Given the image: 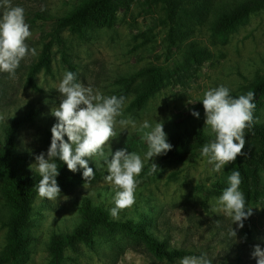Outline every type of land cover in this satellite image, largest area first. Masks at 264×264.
Here are the masks:
<instances>
[{
    "label": "rangeland",
    "instance_id": "obj_1",
    "mask_svg": "<svg viewBox=\"0 0 264 264\" xmlns=\"http://www.w3.org/2000/svg\"><path fill=\"white\" fill-rule=\"evenodd\" d=\"M91 1L11 0L13 6L25 10L32 32L26 43L38 54L20 62L15 78L0 73V114L9 117L0 121V151L12 119L32 111L31 120L15 135L16 154L28 174H38L35 165L33 171L30 165L50 145L48 136L56 123L51 110L63 99L58 85L66 71L105 96L125 97L118 121L130 119L139 127L144 120L153 125L156 119L162 120L167 141L173 135L200 131L203 145L214 138L204 124L200 101L205 91L223 85L239 97L264 78V6L231 28H218L225 14L247 0H109L84 22L73 20L56 27L57 20ZM46 42L51 43L48 66L32 72ZM153 79L155 84L150 86ZM143 93L145 97L134 103ZM254 103L253 118L264 124V88ZM193 110L200 113L199 118L191 115ZM115 130L118 135L110 141L112 152L127 148L144 157L147 143L141 139L142 133L131 125L122 129L119 123ZM64 139L67 141L66 136ZM202 146L181 156L155 157L153 162L161 169L156 175L148 174L146 163L137 177L135 203L122 210L118 219L110 215L115 193L105 180L106 165L97 163L96 157L89 165L100 174L86 182V188L84 180L74 179L59 186L61 198L57 200L40 198L37 189L29 188L32 203L21 246L26 254L19 264H180L183 257L159 258L139 235L117 227H99L89 241L66 244V236L83 222L80 207L85 197L112 220L142 229L168 250L206 254L212 264H256L251 252L256 244L264 248V196L249 203L253 215L237 230L235 241L228 233L236 224L217 205L231 173L226 166L213 172L201 155ZM260 180L264 184V170ZM4 190L0 170V262L7 256L8 222L13 213ZM240 190L243 192L242 178ZM54 237H61L63 243L58 257L53 252Z\"/></svg>",
    "mask_w": 264,
    "mask_h": 264
},
{
    "label": "clouds",
    "instance_id": "obj_2",
    "mask_svg": "<svg viewBox=\"0 0 264 264\" xmlns=\"http://www.w3.org/2000/svg\"><path fill=\"white\" fill-rule=\"evenodd\" d=\"M0 8V73H8L15 78L16 69L27 56H36L37 50L30 48L26 40L32 36L30 25L25 20V10L21 6H13L11 0H2ZM58 92L63 97L51 114L56 118L52 125L50 145L45 152L35 156V171L41 177L38 182V196L47 200L61 198V189L56 177L59 175L57 158L73 173L82 170L86 182L95 178V171L89 167V160L96 157L97 163L106 165L105 180L114 191V207L110 209L113 219L119 218V213L131 208L135 203V191L145 164H149V175L161 171L153 162L157 156L166 155L172 149L167 141L163 121L157 120L153 125L144 120L139 127L135 121L120 119L123 115L125 97L116 95L105 96L99 90L84 86L78 81L77 75L66 71L58 85ZM255 94L252 91L233 98L226 86L210 88L203 94L200 101L204 109V124L214 139L204 144L201 155L212 165V171L219 173L224 166L235 162L243 153L246 144L245 129L253 125ZM191 115L199 118L200 113L193 110ZM9 117L0 114V121L6 122ZM122 129L128 125L142 133L141 139L147 143V151L142 158L136 152L121 148L112 152L110 141L117 137L116 125ZM67 137V141L64 137ZM105 146L108 151H105ZM93 161V160H92ZM33 171V169H32ZM228 187L217 199L218 209L222 210L232 220L229 236L236 241L237 230L244 227V221L253 215V208L247 205L246 197L240 190L241 175L232 171L227 178ZM63 200L68 197L63 196ZM257 208V207H255ZM259 209V208H257ZM54 215V213H53ZM251 257L256 264H264V248L253 245ZM180 264H212L206 254L190 255L181 259Z\"/></svg>",
    "mask_w": 264,
    "mask_h": 264
},
{
    "label": "trees",
    "instance_id": "obj_3",
    "mask_svg": "<svg viewBox=\"0 0 264 264\" xmlns=\"http://www.w3.org/2000/svg\"><path fill=\"white\" fill-rule=\"evenodd\" d=\"M109 0H93L84 6L78 8L67 17L60 18L56 22V27H60L63 24L75 20L77 24L84 22L87 18L100 12ZM264 6V0H247L237 10H233L228 14H225L222 20L218 23V28H231L233 24L248 16L249 13L258 10ZM50 42L44 43L42 49L41 58L33 65L32 72H36L40 66H48V52L50 49ZM155 84V80L150 81V86ZM264 88V78L260 79L252 88V92L255 94L254 101L257 95ZM145 93L140 95L135 102H138L145 97ZM233 98L237 96L230 94ZM32 111L27 113L25 117L13 118L9 125L5 128L4 133V146L0 151V170L4 176L5 190L4 194L9 202L13 213L8 222V244H7V256L0 264H19L25 259V251L21 246L25 238L22 233L28 223V217L31 210L32 197L29 192V188H38V182L41 178L39 174H28L23 170V162L16 154V130L23 124L31 120ZM200 131H194L192 134H184L183 136L173 135L168 141L173 147L166 155L162 157H175L185 154H189L193 149L203 145V137ZM49 142L51 140V134ZM214 139V138H213ZM246 144L242 150L245 155L238 156L234 163L226 165V169L231 173L232 171H239L241 178L243 179V193L246 197L247 205L250 202L255 201L260 195L264 196V184L260 180V171L264 170V124L253 122L250 128L245 129ZM192 140L194 143H192ZM258 144L259 148H255L253 145ZM59 165V175L56 177L59 186H65L74 179L82 178V170H78L73 173L67 169L66 164L60 162L57 158ZM95 171V178L100 174V171L92 166ZM94 178V179H95ZM80 213L82 215L83 222L80 226L76 227L74 231L67 235L68 243L73 241H89L94 234L95 230L99 227L112 228L117 227L126 233L136 234L143 238L150 246L152 252L159 258L168 260H175L187 255L200 254L186 251L182 248H174L168 250L162 246L159 242L153 241L142 229L137 227H131L127 223L122 221L112 220L110 215L104 211L101 207L92 205L89 198L85 197L80 207ZM61 237H54L52 240L53 252L58 257L62 248ZM56 264H59L58 262Z\"/></svg>",
    "mask_w": 264,
    "mask_h": 264
}]
</instances>
